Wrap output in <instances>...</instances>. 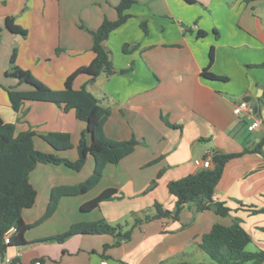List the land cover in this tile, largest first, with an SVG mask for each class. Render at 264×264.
<instances>
[{
    "label": "crops",
    "instance_id": "obj_1",
    "mask_svg": "<svg viewBox=\"0 0 264 264\" xmlns=\"http://www.w3.org/2000/svg\"><path fill=\"white\" fill-rule=\"evenodd\" d=\"M119 2L0 0V115L16 124L17 134L35 130L37 149L77 160L87 124L74 109L65 111L48 101L26 102L16 111L6 87L32 86L6 74L13 53L22 68L52 89H63L72 72L94 59L90 30L105 19L116 20ZM128 13L129 19L107 40L115 68L128 71L101 75L93 83H88L89 75L80 74L74 87L88 83L87 88L111 108L104 124L109 138H136L139 143L119 163L108 164L92 189L62 196L55 211L36 223L45 216L53 189L85 181L94 171L95 158L89 155L79 171L64 164L38 163L30 173L37 199L23 211L25 222L34 225L26 231L24 244L9 245L0 255L10 264L192 261L197 255L205 257L199 246L203 235L215 223L229 225L235 218L264 250V125L250 132V119L234 113L242 99L257 102L260 116L254 113V117L264 123V67L257 66L264 62V0H136ZM8 17L27 29V35L9 30ZM143 20L148 32L142 28ZM126 43L134 44L129 52L123 50ZM212 47L215 58L209 69L227 80L202 74ZM52 131L69 133L72 147L55 150L41 137ZM259 146L263 152L248 151L230 160L215 190L214 199L232 209L230 216L188 204L180 220L159 218L134 225L137 218L156 213L155 202L173 210L177 197L169 192L168 183L200 171L204 159ZM153 180L157 184L149 189ZM109 188L118 191L114 199L93 210L82 209ZM101 219L122 226L124 233L130 231V238L120 233H79L65 241L52 238L74 223Z\"/></svg>",
    "mask_w": 264,
    "mask_h": 264
},
{
    "label": "trees",
    "instance_id": "obj_2",
    "mask_svg": "<svg viewBox=\"0 0 264 264\" xmlns=\"http://www.w3.org/2000/svg\"><path fill=\"white\" fill-rule=\"evenodd\" d=\"M136 0H120L116 9V20L105 19L96 30H90L93 36V51L95 57L88 65L81 66L72 72L65 81L63 89L56 90L38 79L30 70L22 68L16 62V53L11 59V68L6 71L9 76L16 77L20 82L32 86L31 89L22 90L17 87H6L16 111H21L26 102L48 101L57 104L65 111L74 109L77 117L86 122L87 130L83 134L79 144V158L71 160L52 152L39 150L35 147V130L29 129L16 133V124L6 122L0 115V255L3 256L9 245H22L26 242L25 233L34 224H27L23 218V211L32 207L37 199V190L30 181V173L40 162L64 164L77 171L81 170L89 155L95 158L94 171L89 178L75 185H61L53 189L48 210L39 223L50 216L56 209L59 200L64 195H78L92 189L103 178L108 164L119 163L124 157L130 155L139 143L136 138L126 140H114L104 132V124L111 115V108L104 106L101 100L88 88V83H93L101 75L110 77L117 72L124 73L128 69L117 70L112 61V51L107 45V40L112 31L124 24L130 17L128 9ZM196 2V0H187ZM142 28L148 32L146 22L142 21ZM7 27L14 33L27 35V29L19 25L14 17L7 18ZM200 31L199 35H204ZM134 44L126 43L123 46L125 52H129ZM215 58L214 47L210 52V63L204 68L202 74L210 79L227 80L225 76L217 75L210 71ZM264 67V62L258 64ZM80 74L89 75L87 84L76 89L74 82ZM87 135L91 136L90 141ZM55 150L62 151L72 147L71 135L65 132H48L41 134ZM248 151L263 152L261 146L256 149L245 148L241 152L214 153L212 155L213 166L203 168L196 173L183 178L172 180L168 183V190L177 197L173 210L166 209L160 202H155L156 213L145 218H137L134 225L144 220L171 218L180 220L181 213L186 205L194 204L200 211L213 209L217 214L226 217L231 215L232 209L223 201H216L213 196L223 176L227 163L235 157H239ZM157 180H153L149 189H153ZM117 189L104 190L94 199L83 204V210H93L101 202L116 197ZM255 209L253 212H260ZM11 229H15L10 242L4 241L5 235ZM79 233L124 234L130 238V231L122 232V226L112 225L105 219L92 222L74 223L67 231L52 237L58 241H65L69 237ZM253 241L252 234L243 226L240 218H235L232 224L217 222L211 230L205 233L199 243L200 248L206 252L218 264H240L252 261V264L264 262V250L248 251L246 247ZM120 243V241H117ZM170 264H204L192 261H181Z\"/></svg>",
    "mask_w": 264,
    "mask_h": 264
},
{
    "label": "built area",
    "instance_id": "obj_3",
    "mask_svg": "<svg viewBox=\"0 0 264 264\" xmlns=\"http://www.w3.org/2000/svg\"><path fill=\"white\" fill-rule=\"evenodd\" d=\"M234 113L236 115H242L245 114L250 121L247 122V129L250 132H253L259 128H262L264 123L260 118L254 117V111L252 107V102L246 99H242L238 101L234 106ZM212 158L208 157L204 159L202 165L204 168H210L212 167ZM214 198V196H213ZM12 233L11 231L7 232L4 238V241L6 243L10 242ZM0 264H10L9 258L0 259ZM35 264H42L40 261L35 262ZM100 264H110L107 259H103Z\"/></svg>",
    "mask_w": 264,
    "mask_h": 264
},
{
    "label": "rangeland",
    "instance_id": "obj_4",
    "mask_svg": "<svg viewBox=\"0 0 264 264\" xmlns=\"http://www.w3.org/2000/svg\"><path fill=\"white\" fill-rule=\"evenodd\" d=\"M89 139H91V136L89 137ZM259 243L258 241H253L251 243H249V245L246 247V249L248 251H259L261 248L258 247ZM192 262H199V263H204V264H218L217 262H215L209 255H207L205 253V257H201V256H195L192 260ZM240 264H252V261H247V262H243V263H240ZM261 264H264L261 263Z\"/></svg>",
    "mask_w": 264,
    "mask_h": 264
},
{
    "label": "water",
    "instance_id": "obj_5",
    "mask_svg": "<svg viewBox=\"0 0 264 264\" xmlns=\"http://www.w3.org/2000/svg\"><path fill=\"white\" fill-rule=\"evenodd\" d=\"M263 88H264V86H263ZM252 107H253L254 113H256L258 115V117H259L260 114L258 113V103L257 102H253Z\"/></svg>",
    "mask_w": 264,
    "mask_h": 264
}]
</instances>
